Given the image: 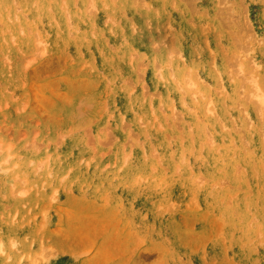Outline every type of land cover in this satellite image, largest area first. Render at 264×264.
I'll return each instance as SVG.
<instances>
[{
  "label": "rangeland",
  "instance_id": "rangeland-1",
  "mask_svg": "<svg viewBox=\"0 0 264 264\" xmlns=\"http://www.w3.org/2000/svg\"><path fill=\"white\" fill-rule=\"evenodd\" d=\"M0 264H264V0H0Z\"/></svg>",
  "mask_w": 264,
  "mask_h": 264
}]
</instances>
